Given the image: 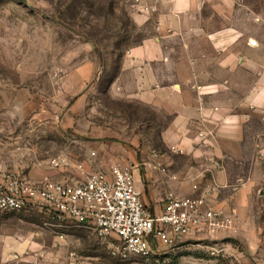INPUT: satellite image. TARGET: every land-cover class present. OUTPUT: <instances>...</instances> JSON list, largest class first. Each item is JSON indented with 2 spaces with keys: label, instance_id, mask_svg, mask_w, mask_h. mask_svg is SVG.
<instances>
[{
  "label": "rangeland",
  "instance_id": "obj_1",
  "mask_svg": "<svg viewBox=\"0 0 264 264\" xmlns=\"http://www.w3.org/2000/svg\"><path fill=\"white\" fill-rule=\"evenodd\" d=\"M147 2L0 0V176L76 180L78 164L97 169L91 164L99 157L97 142L158 155L170 150L163 134L171 116L130 96L127 73L110 88L122 56L152 32L133 19ZM53 156L68 166L51 168ZM223 212L234 216L229 230L190 234L150 257L125 261L88 230L56 227L38 209L0 211V233L11 241L33 239L38 246L31 251L57 264L66 257L97 264H264V199Z\"/></svg>",
  "mask_w": 264,
  "mask_h": 264
},
{
  "label": "crops",
  "instance_id": "obj_2",
  "mask_svg": "<svg viewBox=\"0 0 264 264\" xmlns=\"http://www.w3.org/2000/svg\"><path fill=\"white\" fill-rule=\"evenodd\" d=\"M133 19L152 32L122 56L110 88L127 73L130 96L171 116L163 134L171 151L97 142L91 164L134 165L141 200L154 213L167 191L203 196L222 211L264 199V0H148ZM154 159L166 174L143 166ZM36 246L0 233V264H57L32 252ZM66 258L60 264H97Z\"/></svg>",
  "mask_w": 264,
  "mask_h": 264
},
{
  "label": "built area",
  "instance_id": "obj_3",
  "mask_svg": "<svg viewBox=\"0 0 264 264\" xmlns=\"http://www.w3.org/2000/svg\"><path fill=\"white\" fill-rule=\"evenodd\" d=\"M49 163L53 169L68 166L60 156L51 157ZM143 165L167 173L159 160ZM76 168L81 176L63 182L2 174L0 211L38 209L56 227L88 230L107 244L111 256L122 261L150 257L160 246H170L190 234L221 233L233 225L234 216L209 206L203 196L184 197L172 191L165 193L163 210L152 212L141 200L132 164L120 165L111 159L107 170L86 172L81 164Z\"/></svg>",
  "mask_w": 264,
  "mask_h": 264
}]
</instances>
